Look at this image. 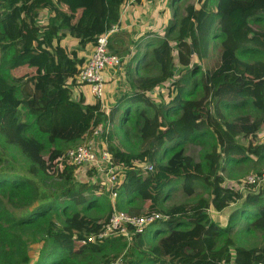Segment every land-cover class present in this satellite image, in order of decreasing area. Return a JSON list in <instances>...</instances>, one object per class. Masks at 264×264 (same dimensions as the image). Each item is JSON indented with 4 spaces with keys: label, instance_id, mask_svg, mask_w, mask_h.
<instances>
[{
    "label": "trees",
    "instance_id": "16d2710c",
    "mask_svg": "<svg viewBox=\"0 0 264 264\" xmlns=\"http://www.w3.org/2000/svg\"><path fill=\"white\" fill-rule=\"evenodd\" d=\"M198 1L181 15L182 1L172 0L174 12L158 40L153 41V30L136 41L127 29L109 35L112 53L131 55L133 42L137 51L124 69L129 90L107 115L99 101L73 99L68 86L78 85L85 62L80 49L119 22L125 0H0V167L6 150L27 143L38 174L32 179L0 170V264H107L115 261L110 254L123 252L127 243L120 264H264V238L259 246L245 248L232 237L240 220L264 233V194L227 187L223 175L225 163L264 159V141L258 137L264 128V28L254 25L264 23V0ZM238 9L249 10L251 22L238 16L230 29L206 25L211 14L222 19ZM67 36L78 40V47L64 45ZM149 57L158 72L140 75ZM166 83L170 97L156 100L151 93ZM251 89L259 91L263 103L255 113L245 109L254 105L246 95ZM234 110L243 113L229 119L227 112ZM47 112L53 118L49 131L40 121ZM118 113L142 138L136 155L112 142L109 127ZM100 129L111 141L115 163L154 164L151 172H127L113 188L118 208L136 215L160 211L179 181L188 195L197 182L210 191L195 202L166 208L170 219L153 224L155 242L147 238V229L132 243L124 237L83 243L103 229L112 209L102 216L89 214L104 212L105 198L96 195L102 185L76 181L79 166L64 160V146L86 142ZM195 146L209 147L200 160L191 152ZM51 148L59 158L55 172L48 173L40 153ZM147 194L150 202L137 205V198L146 200ZM236 202L227 227L214 220L211 207L221 212ZM11 207L25 211L17 216ZM29 237L41 244L34 262Z\"/></svg>",
    "mask_w": 264,
    "mask_h": 264
},
{
    "label": "rangeland",
    "instance_id": "374dc122",
    "mask_svg": "<svg viewBox=\"0 0 264 264\" xmlns=\"http://www.w3.org/2000/svg\"><path fill=\"white\" fill-rule=\"evenodd\" d=\"M180 2V10L179 14L183 15L185 13L184 7L189 3H195L196 5H199L198 0H181ZM134 13L132 14V25L127 27L126 29L130 31L132 38L134 41L138 39V37L141 35L143 36L145 34L146 30H153L155 35H153V41L158 40V37H164L165 36V28L167 26L168 20L172 17V14L174 12V6L172 4V0H143L141 2H137L134 7ZM169 16V19H168ZM241 16L244 22H251L252 14H250L249 10H243L238 9L233 14L229 16H225L222 19L218 18V16L213 13L210 15L209 19L207 20L206 25L211 26L213 28H217L218 26L223 29H228L232 25L235 24V18ZM257 28H264V23L262 24H254ZM126 26V25H124ZM133 28V30H132ZM147 39V38H146ZM144 40V39H143ZM64 45L68 46L69 48L78 47V40L71 36H67L66 39L63 41ZM134 44L131 45V55L137 51V47L135 45L136 42H133ZM155 43V42H154ZM172 43L175 44V42L172 40ZM93 44H89L85 48H81L79 53L80 56L85 58V61L88 59V56L92 54L93 51ZM142 52L146 50V46L142 45L139 48ZM127 53H123L121 57H123V67L121 69L120 74H118L117 77L110 78L107 82L106 86V94H107V100L110 101V105L112 106L117 100L120 95H122L124 92L129 90L128 86V80L127 76L124 72V69L126 68V65L129 61V57L131 56ZM18 63V62H15ZM149 63V65H148ZM143 67L139 70L140 75H150L157 73V69L154 67V61L149 57L148 59L144 60L142 63ZM169 83H166L165 86L159 87L151 94L155 97L156 100H160V97H162V100L169 98L168 95V86ZM71 84H69L68 87ZM82 86L84 84H79L74 86L75 88H69L71 92V96L73 99H80L81 97L85 98L86 103H90L89 96H88V90H85ZM87 87V86H86ZM247 96H250L254 99V105L253 106H247L245 109L248 112L255 113V108H262L263 103L261 101L259 91L255 89H251L249 92L247 91ZM160 96V97H159ZM92 101H96L92 97ZM45 102V101H44ZM44 102L41 105H44ZM41 103V102H40ZM141 108L143 105L140 106ZM243 113L242 110L237 111H231L227 112L229 119H233L238 114ZM121 114L118 113L113 121L110 124L109 129V135L112 136V142H115L117 147L121 149L122 151H125L130 154H138L140 149L143 146L142 138L140 135L136 133V130L132 127L131 123L126 122L125 124L121 122ZM41 125L45 131H49L53 126V118L49 112H47L44 116L41 117ZM103 129L99 130V135L94 138L93 140L95 142L103 143V141L107 142L108 147L109 143L108 137L102 136ZM260 141H264V130L258 135ZM83 141H79L77 143H72L69 145H65L64 149L67 151L68 149L77 146L78 144H82ZM111 143V141H110ZM110 149V148H109ZM209 149L208 146H195L191 149V152H194L196 158L198 160L202 159L203 154ZM30 152H29V146L27 143H21L19 146H13L10 149L6 150L3 155L4 163L2 164V167H0V170L6 169L7 172H9L12 175H21L27 178L32 179H38L37 174V166L31 162L30 158ZM40 156L42 157L43 161V168L48 173H53L57 169L56 160L59 158V154L55 148H51L48 151H43L40 153ZM253 160L250 162H238V163H232V164H226L225 163V170L223 172V175L225 176L226 180L224 185L227 187H233L235 184H238V182H242V180L249 175L250 173L260 171L264 168V159L260 160L257 158V156L252 157ZM166 161V158L164 159ZM77 175L75 176L77 182H88V185L95 184V183H101L103 190H96V195H102L104 199L105 209L104 212H99L96 209H93L91 211H88L90 215L93 216H102L103 214L107 213L108 210L114 209L116 207L118 209V203H119V197H117L115 200L113 199L112 193L110 190L111 184H109L108 180H106V176L101 171H98L93 166H79ZM195 193L193 195H188L183 188V181H179L176 184H173L167 194V196L161 201L160 203V211L165 213L166 208L181 204L184 202H195L198 200L201 196L206 194L208 191H210V188L205 186L202 183L197 182L195 185ZM253 190L251 187H248L244 190V194L247 193L246 191ZM150 202V197L147 194L146 200L143 199V197H138L136 200L137 205H143L148 204ZM239 206V203H231L228 205L224 211L218 212L213 207L210 208V213L215 221H219L224 227H227L229 223L232 221L228 217H231L232 212ZM13 212L20 216L25 209H17L11 207ZM122 210V209H121ZM229 217V218H230ZM64 217L61 218V220ZM238 228L240 229L239 232H233L232 237L235 239L238 245L245 247V248H252L259 246V244L262 242L264 238V233L260 231H252L251 229L247 228V224L245 220H240L238 224H236ZM166 229V227H164ZM156 227L155 225L150 226L148 228L147 238L151 240L152 242H155L154 239V231ZM165 233H162L164 235ZM30 238V237H29ZM127 241V240H126ZM130 241V240H129ZM133 242V241H132ZM127 243V242H126ZM68 244V243H64ZM217 244H220V242ZM40 243L39 242H33L30 238V255L33 258V262L38 257V252L40 249ZM128 248V243L127 247ZM126 248L124 251H126ZM124 251L120 253L112 252L110 255H112L113 260H120L122 259L124 255ZM118 254V255H117ZM107 257V256H105Z\"/></svg>",
    "mask_w": 264,
    "mask_h": 264
},
{
    "label": "built area",
    "instance_id": "2783aa9c",
    "mask_svg": "<svg viewBox=\"0 0 264 264\" xmlns=\"http://www.w3.org/2000/svg\"><path fill=\"white\" fill-rule=\"evenodd\" d=\"M135 4H137L136 0H125L119 22L113 25L109 32L97 37L92 54L80 66L76 76L78 85L84 84L89 87L90 93L96 101H99L101 110L105 111L107 115H109L111 109L110 101L107 100L106 94L107 82L110 78L117 77L123 67V57L109 50V35L120 28L125 29L122 27L121 21L127 12L135 7ZM98 135L99 130L95 132L94 137L90 140L68 149L65 153L64 160L78 166L90 165L104 173L106 180L111 184L110 190L115 200L119 193L113 188L117 184L120 185L124 182L127 172H151L154 170V164L142 159L133 160L128 164L115 163L114 156L107 142L103 141V143L99 144V142L93 140ZM248 187H251L253 189L252 191L256 193L262 192L264 194V168L247 175L242 182L235 184L234 189L244 192ZM249 191L246 192L248 193ZM169 219L170 215L161 211H154L146 215H136L114 207L103 229L90 234L87 239L83 240V243L101 242L109 237H124L129 243H132L134 235L145 233L157 221H166ZM121 262L122 259H118L107 264H120ZM230 264H234V262L232 261Z\"/></svg>",
    "mask_w": 264,
    "mask_h": 264
},
{
    "label": "crops",
    "instance_id": "0c3cea01",
    "mask_svg": "<svg viewBox=\"0 0 264 264\" xmlns=\"http://www.w3.org/2000/svg\"><path fill=\"white\" fill-rule=\"evenodd\" d=\"M143 1V0H142ZM134 9L135 8H132V9H130L128 12H127V14L124 16V18L122 19V21H121V25H122V27H124L125 29L127 28V27H129V26H131L132 25V18H131V16H132V14H135L134 13ZM168 19H169V16H168ZM129 23H131V25L129 24ZM124 25H126V26H124ZM235 26V24L234 25H232L231 27H229L228 29H230V28H233ZM132 30H133V28H132ZM226 30V29H225ZM76 86V85H75ZM85 90H88L89 89V87L87 86L86 87V85H84V86H82ZM71 88L72 89H74L75 87L74 86H71ZM72 92V91H71ZM88 96H89V101H90V103L91 102H93L92 100V94L90 93V89H89V91H88ZM94 98V97H93ZM95 99V98H94ZM254 103V102H253ZM218 211V210H217ZM224 211V210H223ZM220 212V211H219ZM222 212V211H221ZM228 219H230L229 217H228Z\"/></svg>",
    "mask_w": 264,
    "mask_h": 264
},
{
    "label": "water",
    "instance_id": "95a60500",
    "mask_svg": "<svg viewBox=\"0 0 264 264\" xmlns=\"http://www.w3.org/2000/svg\"><path fill=\"white\" fill-rule=\"evenodd\" d=\"M194 52V50L192 49V53Z\"/></svg>",
    "mask_w": 264,
    "mask_h": 264
}]
</instances>
